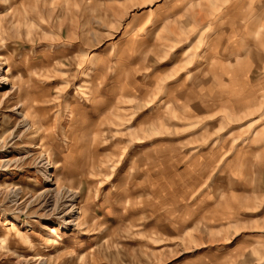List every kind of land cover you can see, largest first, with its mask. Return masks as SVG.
Segmentation results:
<instances>
[{
  "label": "rangeland",
  "instance_id": "1",
  "mask_svg": "<svg viewBox=\"0 0 264 264\" xmlns=\"http://www.w3.org/2000/svg\"><path fill=\"white\" fill-rule=\"evenodd\" d=\"M6 72L0 264H264V0H0Z\"/></svg>",
  "mask_w": 264,
  "mask_h": 264
},
{
  "label": "bare ground",
  "instance_id": "2",
  "mask_svg": "<svg viewBox=\"0 0 264 264\" xmlns=\"http://www.w3.org/2000/svg\"><path fill=\"white\" fill-rule=\"evenodd\" d=\"M90 71L87 73H84L85 75L83 77V81L88 80ZM2 75H3V73H2ZM2 75L0 77L2 85L6 86V87H9L10 85L12 86L13 80H12L10 74L8 72H6L5 76H2ZM12 89H13V87H12ZM9 93H11V92H9ZM24 120H26L25 117H24ZM29 128H32V126L28 127L27 130ZM8 161L9 160H7V162ZM11 162L12 161L10 160L8 163L10 164ZM37 168L45 176V178L47 180H49V176H47V175L49 174L50 170L53 169V163L47 157L38 162ZM55 173L56 172L54 171V175L52 176V180L50 177V180L47 181L49 187L47 189L42 190L38 195H36L37 196L36 201H38L37 206L40 208V212H41L40 215H42L41 217H43L45 214H47L48 211L52 210V211H50V213L54 212L57 215H59L62 223H64L66 226H72V225H74L75 220L78 221L80 219V213L76 212L77 206L75 204L77 199H78V195H77L78 193L73 191V190H69V189H63L62 191H60L59 190L60 189L59 179ZM53 181H54V183H53ZM53 186H55V189H53ZM8 194L10 195V191ZM24 198H27L24 191L21 192L19 190H15V189L11 190V200H12V203H14L16 207H20V206L25 205V204H26V207H28L29 205H32L33 203H35L33 200L30 201L29 197H28L29 201L28 200L25 201ZM20 199L24 201V203L21 205L18 204V201ZM52 206H53V208H51ZM75 225L77 226L78 222L75 223ZM13 227H14V225H13ZM14 229H15V227H14ZM53 234H54V238L60 239V236H59L57 231L54 230ZM20 239H25V238L23 236H21ZM47 243L49 244V247H47V249H46L47 252H50L51 250L56 249L55 245L57 242H55V240L50 239L47 241ZM36 256L30 258V260H24L23 263H26V264H49L48 259H44L43 257L35 258Z\"/></svg>",
  "mask_w": 264,
  "mask_h": 264
}]
</instances>
